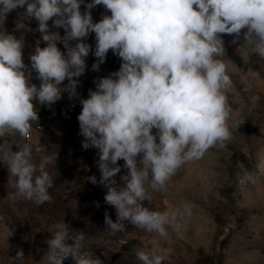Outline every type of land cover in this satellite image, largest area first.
I'll list each match as a JSON object with an SVG mask.
<instances>
[{
	"label": "clouds",
	"instance_id": "1",
	"mask_svg": "<svg viewBox=\"0 0 264 264\" xmlns=\"http://www.w3.org/2000/svg\"><path fill=\"white\" fill-rule=\"evenodd\" d=\"M82 3L0 0V20L5 22L9 13L23 8L16 28L24 29L22 21L34 18L47 45L41 48L37 42L29 69L23 62V34L18 38L0 31V138L10 134L29 138L33 122L39 120L36 104L50 107L65 91L70 99L77 95L78 78L85 73L92 50L84 41L94 33L99 62L111 50L122 63L80 101L82 147L98 150L101 173L99 181L95 176L87 179L107 189L105 202L116 210L115 222L105 212L107 232H124L128 222L166 238V226L177 217L190 216V206L170 213L151 211L143 202L151 201L150 190L162 191L181 166L231 139L233 81L222 59V34L239 38L246 30L242 47L264 60V0H91L83 13ZM98 5L111 14L93 22L91 9ZM49 20L64 29L63 37L49 29ZM32 72L38 86L31 83ZM66 79L68 84L60 87ZM45 149L24 143L12 150L0 144V162L6 166L8 185L15 189L7 199L36 205L51 202L54 179L47 168L56 164L57 153L43 154ZM36 154H41L38 163ZM120 160L128 171L118 185ZM47 244L46 264H63L69 258L74 264H103L87 248L85 233L70 229L64 220L54 225ZM151 244V250L136 251L137 259L142 264H163L171 250H162L155 239ZM10 261L23 264V251Z\"/></svg>",
	"mask_w": 264,
	"mask_h": 264
},
{
	"label": "rangeland",
	"instance_id": "2",
	"mask_svg": "<svg viewBox=\"0 0 264 264\" xmlns=\"http://www.w3.org/2000/svg\"><path fill=\"white\" fill-rule=\"evenodd\" d=\"M88 3L91 0H83L82 13ZM23 12V8H18L7 15L5 22L0 20V31L6 30L18 38L23 34V62L30 69L29 57L37 42L41 48L47 45L34 18L22 21L24 29L16 28ZM110 14L102 5L91 9L93 22ZM48 25L51 31L64 36V29L55 28L52 20ZM244 31L239 38L222 34L225 48L222 59L233 81L229 92L233 108L231 139L223 147L211 148L202 159L181 166L162 191L150 190L151 201L143 202L151 211L170 213L183 205L190 206V216L177 217L166 226V238L128 222L124 232L113 235L106 231L105 212L115 222L116 210L105 202L107 189L87 179L95 176L99 181L101 177L96 163L98 150L82 147L84 137L80 135L77 117L82 111L80 101L89 98V91L96 90L101 78L117 72L122 60L109 50L100 63L94 56L95 34L90 33L84 42L92 50L86 58L85 73L78 78L77 95L70 99L65 91L59 100L76 107L47 120L43 115L49 106L36 104L39 120L33 122L32 128L41 125L43 129L36 130L32 142L24 141L18 134L0 138V144L12 150H17L18 144L30 143L45 146L43 154L57 153L56 164L47 168L54 179V186L49 189L52 199L43 205L7 199L8 193H14L15 189L8 185L6 166L0 162V264H11L10 259L18 250L23 251V264H46L47 240L51 239L54 225L63 220L70 229L85 233L87 248L103 264H142L135 253L151 250L154 239L162 250H171L163 264H264V60L255 53L248 54L247 48L242 47ZM70 43L74 45L76 41ZM57 47L66 52L62 43L58 42ZM97 61L100 65L93 71L91 67ZM35 77L32 72L31 83L38 86L40 81ZM67 84L66 79L60 87ZM40 155L34 156L37 163ZM124 163L118 161L121 167L115 177L118 185L128 171ZM177 224L179 228L175 227ZM63 264L74 261L69 258Z\"/></svg>",
	"mask_w": 264,
	"mask_h": 264
},
{
	"label": "built area",
	"instance_id": "3",
	"mask_svg": "<svg viewBox=\"0 0 264 264\" xmlns=\"http://www.w3.org/2000/svg\"><path fill=\"white\" fill-rule=\"evenodd\" d=\"M76 105L74 103H67L66 101H59L55 102L52 104L49 108L48 111L43 115L44 119L50 120L57 118L61 116L63 113L68 111L69 109L75 108ZM43 127L41 125H38L37 127L32 128L31 134L29 138H23L24 141L26 142H32L35 137V133L37 132L36 130H42Z\"/></svg>",
	"mask_w": 264,
	"mask_h": 264
},
{
	"label": "water",
	"instance_id": "4",
	"mask_svg": "<svg viewBox=\"0 0 264 264\" xmlns=\"http://www.w3.org/2000/svg\"><path fill=\"white\" fill-rule=\"evenodd\" d=\"M94 64H98V67H99V65H100V63H99L98 61L95 62ZM94 64H93V65H94ZM93 65H92L91 69H92L93 71L97 70L98 68H94Z\"/></svg>",
	"mask_w": 264,
	"mask_h": 264
}]
</instances>
